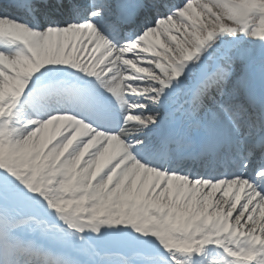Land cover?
<instances>
[{"label": "snow or ice", "instance_id": "1", "mask_svg": "<svg viewBox=\"0 0 264 264\" xmlns=\"http://www.w3.org/2000/svg\"><path fill=\"white\" fill-rule=\"evenodd\" d=\"M0 264H264V0H0Z\"/></svg>", "mask_w": 264, "mask_h": 264}]
</instances>
